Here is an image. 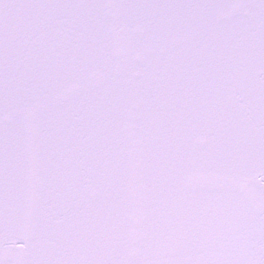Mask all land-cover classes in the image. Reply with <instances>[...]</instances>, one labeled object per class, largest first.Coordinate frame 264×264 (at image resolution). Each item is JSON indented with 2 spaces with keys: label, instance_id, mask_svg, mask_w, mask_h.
I'll return each mask as SVG.
<instances>
[{
  "label": "snow or ice",
  "instance_id": "1",
  "mask_svg": "<svg viewBox=\"0 0 264 264\" xmlns=\"http://www.w3.org/2000/svg\"><path fill=\"white\" fill-rule=\"evenodd\" d=\"M0 264H264V0H0Z\"/></svg>",
  "mask_w": 264,
  "mask_h": 264
}]
</instances>
